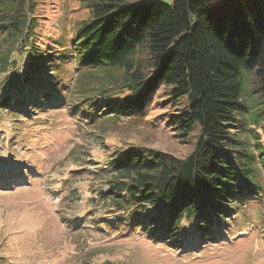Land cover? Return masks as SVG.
<instances>
[{
    "label": "trees",
    "instance_id": "trees-1",
    "mask_svg": "<svg viewBox=\"0 0 264 264\" xmlns=\"http://www.w3.org/2000/svg\"><path fill=\"white\" fill-rule=\"evenodd\" d=\"M84 1L87 17L75 24L68 43L59 40L63 50L71 46L77 75L100 79L70 90L84 99L78 114L95 120L135 115L165 84L174 99L186 101L170 126L185 138L199 129L185 157L146 146L115 151L105 167L113 178L100 194L124 211L120 218L151 237L176 245L195 233L204 241L216 238L215 228H224L236 207L264 191L258 176L264 146L258 141L253 148L244 138L253 107L264 132V0ZM36 5L0 0V73L13 71L2 81L3 110L28 103L36 108L37 93L61 96L63 84L48 71L65 52L53 54L35 42ZM26 54L20 80L14 76L18 56ZM13 87L22 95L16 102ZM251 135L257 137L253 130Z\"/></svg>",
    "mask_w": 264,
    "mask_h": 264
},
{
    "label": "rangeland",
    "instance_id": "rangeland-1",
    "mask_svg": "<svg viewBox=\"0 0 264 264\" xmlns=\"http://www.w3.org/2000/svg\"><path fill=\"white\" fill-rule=\"evenodd\" d=\"M85 4L37 0L31 14L37 21L38 46L53 54L65 52L63 58L55 57L48 71L63 85L60 97L37 93L36 108L28 103L22 109H0V264H264V191L236 207L224 228L217 225L216 238L204 241L190 234L182 245L149 236L120 218L124 211L102 197L100 191H107L113 178L105 167L115 151L146 146L185 157L194 148L199 129L185 138L170 126V118L186 101L174 99L172 86L165 84L135 115L113 113L107 120L106 115L95 120L78 114L84 99L70 90L100 79L96 73L94 78L77 75L71 46L63 50L59 40L70 41L75 24L87 17ZM18 57L20 71L14 76L22 80L30 57ZM12 73H0V98L7 93L2 81ZM108 91L113 93L112 88ZM11 93L12 102L17 96L22 99L16 87ZM254 109L244 122V138L253 148L258 141L264 146ZM13 110L23 116L16 118ZM258 176L264 186L263 168Z\"/></svg>",
    "mask_w": 264,
    "mask_h": 264
}]
</instances>
